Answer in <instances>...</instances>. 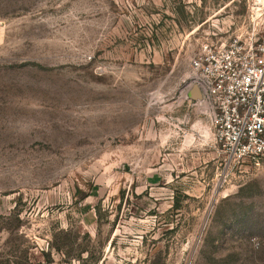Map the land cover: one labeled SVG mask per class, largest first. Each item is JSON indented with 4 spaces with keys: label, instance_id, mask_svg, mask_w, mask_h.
Segmentation results:
<instances>
[{
    "label": "rangeland",
    "instance_id": "1",
    "mask_svg": "<svg viewBox=\"0 0 264 264\" xmlns=\"http://www.w3.org/2000/svg\"><path fill=\"white\" fill-rule=\"evenodd\" d=\"M253 34L264 0H0V264H264V160L184 98Z\"/></svg>",
    "mask_w": 264,
    "mask_h": 264
},
{
    "label": "built area",
    "instance_id": "2",
    "mask_svg": "<svg viewBox=\"0 0 264 264\" xmlns=\"http://www.w3.org/2000/svg\"><path fill=\"white\" fill-rule=\"evenodd\" d=\"M216 142L228 159L264 160V36L205 45L190 63Z\"/></svg>",
    "mask_w": 264,
    "mask_h": 264
},
{
    "label": "water",
    "instance_id": "3",
    "mask_svg": "<svg viewBox=\"0 0 264 264\" xmlns=\"http://www.w3.org/2000/svg\"><path fill=\"white\" fill-rule=\"evenodd\" d=\"M184 98L188 101H194L199 106L204 107V97L198 85H192L184 95Z\"/></svg>",
    "mask_w": 264,
    "mask_h": 264
},
{
    "label": "trees",
    "instance_id": "4",
    "mask_svg": "<svg viewBox=\"0 0 264 264\" xmlns=\"http://www.w3.org/2000/svg\"><path fill=\"white\" fill-rule=\"evenodd\" d=\"M177 200H178V199H177ZM175 206H176V208H178V206H179V202H178V201H176Z\"/></svg>",
    "mask_w": 264,
    "mask_h": 264
}]
</instances>
